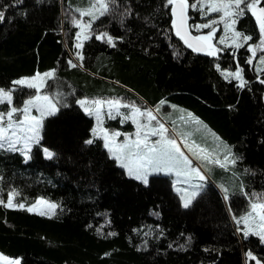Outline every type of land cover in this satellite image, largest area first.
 I'll return each mask as SVG.
<instances>
[{
	"label": "trees",
	"instance_id": "trees-1",
	"mask_svg": "<svg viewBox=\"0 0 264 264\" xmlns=\"http://www.w3.org/2000/svg\"><path fill=\"white\" fill-rule=\"evenodd\" d=\"M91 1L0 0V87L12 89L22 107L37 90L13 82L55 69L43 91L62 97L59 110L45 118L31 159L0 151V252L22 264H256L247 256L251 250L264 262V244L245 236L232 215L248 208L249 196L232 195L229 207L211 184L185 207L169 177L144 184L128 176L103 139H92L94 118L76 102L118 97L187 109L233 146L248 195L264 196V69L253 61L261 53L253 57L247 49L259 42L255 17L249 10L238 17L237 29L252 36L239 48L219 44L217 28L219 51L212 56L176 35L167 0H117L115 11L97 14L77 48L80 26L73 21L91 19L77 10ZM201 2L189 0L195 35L211 30L195 26L211 17ZM125 8L131 14L121 22ZM102 31L123 39L109 44L107 37L97 38ZM237 67L243 87L226 74ZM44 147L55 155L45 156ZM217 171L224 178L231 174ZM13 188L19 190L16 203L30 205L43 196L58 204L55 214L7 207Z\"/></svg>",
	"mask_w": 264,
	"mask_h": 264
},
{
	"label": "snow or ice",
	"instance_id": "snow-or-ice-1",
	"mask_svg": "<svg viewBox=\"0 0 264 264\" xmlns=\"http://www.w3.org/2000/svg\"><path fill=\"white\" fill-rule=\"evenodd\" d=\"M19 2V0H17ZM117 0H95L90 3L87 8L77 9L81 16L88 15L91 19L87 22L81 19H74L73 23L80 26L86 33L92 29V22L98 18V15H104L109 11H115ZM167 4L171 5L172 24L175 28L176 35L181 37L188 47L193 48L196 52H207L212 56H216L219 49L212 42L214 33L216 32V20L209 19L207 24L195 25L197 28H205L211 26V30L203 35H192L188 30L187 12L189 8V0H167ZM260 0H203L199 4L200 8L205 9V13L220 12L221 15L217 16V20L223 21L225 36L220 37L221 43H228L235 45L236 48L241 46L244 41H251L252 36L242 31L237 30L234 25L237 18L242 16L245 8L249 9L255 17L256 23L259 26V42L248 43L247 49L255 57L257 49H264V7H260ZM207 5V7H205ZM192 8H197V4H191ZM131 10L125 8L120 13L121 22H123L125 15H130ZM4 18V13L0 11V20ZM107 37L109 44H114L115 40L123 39V37H114L106 31L98 33V39ZM77 48H82L83 44L80 43L81 32L76 33ZM87 39V35L84 36ZM76 55L83 59L81 52L77 51ZM262 64H264V54L259 57ZM69 63H72L70 60ZM216 67H220L219 64ZM226 71H228L226 69ZM243 69L237 67L236 71L232 73L239 85L243 87L246 83L242 75ZM55 75V69L41 74L37 72L31 77H22L13 82L17 84H29L36 89L44 86L43 77ZM228 78L227 76L225 77ZM259 78V77H258ZM264 82V81H262ZM62 97L58 92L55 96L44 94L41 95L37 92L36 95L30 96L23 105L22 109L11 107L4 113H0V150H7L11 152H21L23 157L31 159V148L34 144L39 143L41 138V128L43 126V117L50 115L52 112L58 110L57 103ZM13 91L12 89H5L0 87V103L7 102L12 104ZM88 98L84 97L76 102L84 107V111L89 115L95 114L98 124L101 123V113L106 108L107 115H112L113 112L125 116L127 119L132 120L136 124L135 138L125 133L126 139L117 141L116 137L120 135L119 131L109 134L107 128L93 129L94 133L103 134L104 147L107 148L109 155L113 156L116 162L122 165L130 177L148 184L150 176L153 173H174L177 177H183L185 184H193L194 186L176 188V191L181 193V198L187 207L192 199L200 192L198 181H203L205 173L201 171L200 167L193 165L192 159L186 154L184 149H187L193 156L209 164H221L222 166L235 165L239 157L231 152L223 144H218L214 150L209 149L206 145L197 143L196 140L191 139V132H183L173 128L172 131L169 127L157 119L158 114L161 112V105L165 101L161 100L155 107H141L134 101L121 99V98H94L91 104L87 103ZM176 108V105L172 106ZM35 108L39 111L40 115L32 114V109ZM22 111V117L14 118V114ZM190 117L197 124L201 123L198 116L188 112ZM183 119V118H182ZM155 122V123H153ZM149 134H153L158 139H150ZM183 140V146L179 143ZM88 143H92L91 140ZM43 153L47 157H53L55 153L49 148L44 147ZM224 153L221 158L220 154ZM3 177H0L2 180ZM179 182V181H178ZM18 189H11L7 194V207L25 208L28 211L34 212L38 210L39 205L45 204L49 209H55L56 203L47 200L45 197H39L35 203L26 205L23 202L14 203V198L18 194ZM229 189L224 188L225 196L227 197ZM257 199H254L250 204V210L245 213L243 217L238 218V223L245 225L241 231L247 236L249 233L254 232L257 236L264 238V196L254 194ZM0 203H5V200L0 199ZM45 214H52L51 211ZM163 235V233H161ZM249 258H254L253 251L247 252ZM0 261L3 264H22L20 258L6 257L0 253ZM256 264H264L261 260L257 259Z\"/></svg>",
	"mask_w": 264,
	"mask_h": 264
},
{
	"label": "rangeland",
	"instance_id": "rangeland-1",
	"mask_svg": "<svg viewBox=\"0 0 264 264\" xmlns=\"http://www.w3.org/2000/svg\"><path fill=\"white\" fill-rule=\"evenodd\" d=\"M92 2H95V0H92L91 3ZM259 6L260 7H264V0H260ZM205 7H207V5H205ZM245 10H249V9L245 8ZM209 14H211L210 19L216 20V30H217V28H220L221 29L220 37L221 36H225L226 33L224 31V23H223V21L217 20V16L218 15H221L222 13H220V12H210ZM203 24H207V22H205ZM237 25H238V18H237L236 24L234 25V27L236 29H237ZM80 32H81L80 43H83L86 40L84 38V36L87 35V37H89V31H87L85 33L82 30V28L80 27ZM214 35H215V33H214ZM220 37H219V40H218V43L219 44L226 45V46H230V47H235V45H232V44L221 43ZM245 42L246 41L242 42L241 43V46ZM257 52H260L261 54H259L258 56H256V58H254L253 61L255 63L256 69L257 70H262V69H264V64L261 63L259 57H260V55L264 54V49H257ZM234 72L226 71V74L227 75H232V73H234ZM41 74H43V73H41ZM242 75H243V73H242ZM232 76H234V75H232ZM28 77H31V76H28ZM51 77L52 76L43 77V79L45 81L44 86L41 87L40 89H36L37 92H39L41 95L49 94V93L44 92L43 89H44L47 81ZM21 85L26 86V87H34V86H30L29 84H21ZM97 98L107 99V98H116V97H97ZM93 99L94 98H88L87 103L88 104H91V101ZM135 103L138 104L137 102H135ZM138 105H140L141 107L153 108V107H150V106H143L142 104H138ZM173 105L174 104H172V103H170L168 101H165V103L163 105H161V112L157 116V119L160 120V121H162V122H164L166 124V126L169 127V130L170 131H172L173 128H175V129H178V130L183 131V132H191L192 133L191 139L196 140L197 143H201V144L206 145L209 149L214 150L215 147L218 144H223L228 149H230L232 153H234L233 146L231 144H229L228 142H226L225 140H223L202 119H200V122L201 123L197 124L195 121H193L187 115V113L188 112H191V111H189V110H187L185 108L179 107L177 105H176L177 107L175 109H173V107H172ZM13 106L14 107H17L18 109H22L23 108V106L21 107L18 103H16V99H15L14 94H13L12 104H8L7 102L0 103V113L6 112L8 109H10ZM81 107L84 110V107L83 106H81ZM58 110H59V107H58ZM57 111L52 112L51 114H55ZM106 113H107V109L105 108L102 111V113H101V123L100 124H98V121H97V118H96L95 114L91 115L94 118V126H93V129L94 128L97 129V133H99L100 132V128L103 127V128H107L109 130V134H111L112 132H115V131H119L120 132V135L116 137V140L117 141H121L122 142L123 140H125L126 139L125 133L129 134L132 138H135V134H136V124L133 123L132 120L127 119L125 116H121V115H119V114H117L115 112H113L112 115H110V116L107 115ZM32 114H34L36 116H39L40 115L39 111L37 109H35V108L32 109ZM47 116H49V115H46V116L43 117V126L41 128V138H40V141L39 142H41V140L43 138L44 121H45V118ZM194 116H196V115H194ZM19 117H22V111H18V113L14 114V118H19ZM153 123H155V122H153ZM97 133H94L92 131V139H94V138H101V139H103V134H99L98 135ZM149 138L150 139H158V137L155 136V135H153V134H149ZM103 141H104V139H103ZM179 143L181 144V146H183L184 141L183 140H180ZM37 144H34L32 146L31 152H32L34 146L37 145ZM184 151L189 156V158L192 159L193 165L196 166V167H200L201 168V171H203L205 173V177H206L203 181H198L199 186H200V192L192 199V202L188 206H191L193 204L194 200L200 194H202L207 189V187L209 185H211V184L212 185H215L219 189V191L222 193V195L224 197V201L227 203V205L229 207H230V203L229 202H230V198L232 197V195L238 193V194H241V195H245L247 197L249 196L248 197V200H249L248 208L245 211H243L241 214H239V215H235L234 213H232L233 218L235 219L236 223H238L237 222L238 221V218L243 217L245 215V213L250 210V204L252 203V201L254 199H257V197L254 194L253 195H248L247 190H246V187H245V184L242 182L243 177H242L241 171H240L239 167H237L238 161L236 162L235 165H228V166L225 167V166H222L221 164H209V163H206V162H204V161H202L200 159H197L190 152H188L187 149H184ZM17 152H19V151H17ZM19 153L22 154L21 152H19ZM223 155H224V153H221L220 154L221 158L223 157ZM118 165L120 167H122L125 170V172L127 173V170L122 165H120V164H118ZM218 169H223V170H226V171H231V174L229 175L228 178H224V177L218 176L217 175V173H218L217 170ZM154 176H158V177H160V176H164L165 177L166 176V177H169L172 180V186H173L174 191L180 196V198H181V193L178 192V191H176V188H184V187L191 188V187L194 186L191 183L190 184H185L183 177H177L174 173H171L170 174V173H163V172L151 174L150 180H149V183L148 184H150L151 178L154 177ZM133 178H135V177H133ZM225 187L227 189H229V192H228L227 197L225 196V193H224V188ZM36 200L34 202H32L31 204L35 203ZM47 200H49V199H47ZM181 200H182V198H181ZM13 202L16 203L15 202V198H14V201ZM182 204H184L183 200H182ZM56 205H57V207L55 209H49V207L47 205L41 204V205H39L38 210L37 211H34V212L39 213V214H43V215H50L51 216V215H54L55 214V212H56V210L58 208V204L57 203H56ZM50 211H51L52 214H45V213H48ZM238 224L240 225L241 229L245 227V225L243 223H238ZM250 235L257 236L254 232L249 233L247 236H250ZM257 237L260 239L261 243L264 244V238H261L259 236H257ZM255 254H254V258H252V259H254L256 261L259 258ZM3 255L6 256V257H11V256H8V255H5V254H3ZM13 258H16V257H13ZM0 264H3V262L0 261Z\"/></svg>",
	"mask_w": 264,
	"mask_h": 264
},
{
	"label": "water",
	"instance_id": "water-1",
	"mask_svg": "<svg viewBox=\"0 0 264 264\" xmlns=\"http://www.w3.org/2000/svg\"><path fill=\"white\" fill-rule=\"evenodd\" d=\"M189 14H190V10H189V8H188V12H187V24H188V26H189V24H190ZM188 30L191 32L190 27L188 28ZM191 34H192V35H195V34H193L192 32H191Z\"/></svg>",
	"mask_w": 264,
	"mask_h": 264
},
{
	"label": "flooded vegetation",
	"instance_id": "flooded-vegetation-1",
	"mask_svg": "<svg viewBox=\"0 0 264 264\" xmlns=\"http://www.w3.org/2000/svg\"><path fill=\"white\" fill-rule=\"evenodd\" d=\"M189 8H190V4H189ZM190 16H191V15L189 14V19H190ZM190 22H191V21H190ZM212 41H213V43L216 45V38H215L214 35H213ZM216 47L219 48V46H217V45H216Z\"/></svg>",
	"mask_w": 264,
	"mask_h": 264
}]
</instances>
